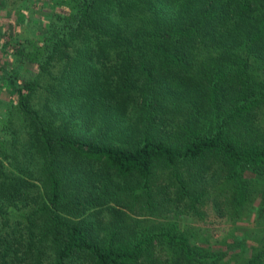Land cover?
<instances>
[{
  "label": "trees",
  "instance_id": "1",
  "mask_svg": "<svg viewBox=\"0 0 264 264\" xmlns=\"http://www.w3.org/2000/svg\"><path fill=\"white\" fill-rule=\"evenodd\" d=\"M31 1L0 0L31 30L0 69V264H264V0H51L44 29ZM207 208L254 216L238 254L167 220Z\"/></svg>",
  "mask_w": 264,
  "mask_h": 264
},
{
  "label": "rangeland",
  "instance_id": "2",
  "mask_svg": "<svg viewBox=\"0 0 264 264\" xmlns=\"http://www.w3.org/2000/svg\"><path fill=\"white\" fill-rule=\"evenodd\" d=\"M51 3V0H32L29 2V10L24 15V18L28 22L34 21L36 24L39 23V26L44 29L47 24L49 5H51ZM16 11L17 7L15 6L7 11H0V29L2 30V32H0V69L6 68L11 70L17 75L19 80H22V78H20L21 68L14 64L15 59L11 50H13L12 48L16 47L18 41H20L23 36L28 35L31 30L28 31V29L22 30L18 28L19 21ZM6 42L8 46L5 47L3 44ZM24 70H26V67H24ZM5 89L6 83L0 72V114L4 113L6 103L11 101L15 102L11 94L8 95V93L4 91ZM248 176L251 177L252 175ZM263 201L264 196L259 195L254 204L257 206ZM250 218V220L247 219L236 223L235 226L226 218L214 214L210 208L206 209L202 218L189 216L184 219L176 217L174 214L167 216V220L169 221L180 222L181 226L193 233L197 241L203 243L205 248H208L210 251L228 252V254H238V249H228L227 246L234 242L236 238H242L240 232L246 233L249 230L257 229L254 223V216L251 215ZM250 245H252V243L249 240L246 241V247Z\"/></svg>",
  "mask_w": 264,
  "mask_h": 264
}]
</instances>
